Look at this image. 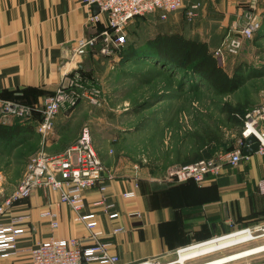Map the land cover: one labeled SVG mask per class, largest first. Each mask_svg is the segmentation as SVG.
I'll return each mask as SVG.
<instances>
[{
	"label": "crops",
	"instance_id": "1",
	"mask_svg": "<svg viewBox=\"0 0 264 264\" xmlns=\"http://www.w3.org/2000/svg\"><path fill=\"white\" fill-rule=\"evenodd\" d=\"M251 1L186 0L182 9L168 13L165 18L161 11L153 13L149 20L155 21L156 17L158 22L146 25V30L151 28L155 36L179 34L206 42L213 52L229 32L238 33L243 24V8ZM190 11L194 12L193 17L189 16ZM91 13L93 7L85 6L82 0H0V104L13 102L40 109L45 99L76 71L104 83L115 69L117 59L103 56L100 45L87 49L81 56H73L79 38L102 31L103 23L97 26L89 23ZM219 38H223L221 42ZM164 90L149 95L139 105L152 108L153 101L179 96ZM84 110L85 103L70 113L60 112L55 132L47 140L35 128L39 146L60 143ZM34 117L35 126L38 112ZM15 122L27 124L15 117L2 124L12 126ZM240 137L225 150L238 149ZM76 141L66 142L60 151ZM243 157L238 166H223L218 175L209 176L202 185L194 181L171 184L166 179L168 169L158 168L159 163L152 160H103L106 172L101 184L107 189L102 192L97 186L86 191L82 214L93 215L97 229L103 232L100 242L110 244L107 250L118 256L119 264L168 259L179 248L264 223V191L260 188L264 183V151ZM193 161L165 160L161 165H185ZM3 191L0 188V201L12 192ZM130 191H135L136 197L124 198L123 194ZM47 209L56 214L54 220L42 216ZM113 214L117 216L112 217ZM19 215L30 217L21 224L26 229L20 240L21 249L52 237H78L85 246L93 242L85 224L76 220L75 212L60 201L56 191L36 189L28 199L1 215L0 222L10 223ZM0 264L32 263L29 254L23 252L0 256Z\"/></svg>",
	"mask_w": 264,
	"mask_h": 264
},
{
	"label": "rangeland",
	"instance_id": "2",
	"mask_svg": "<svg viewBox=\"0 0 264 264\" xmlns=\"http://www.w3.org/2000/svg\"><path fill=\"white\" fill-rule=\"evenodd\" d=\"M243 9V24L238 31L254 26L255 31L250 39L243 40L242 48L236 55H225L224 61L217 58L231 76L237 73L243 78L240 88L235 93L223 96L204 88L190 93L188 90L193 80L189 78L187 79L189 83L180 86L178 74L181 72L178 73L173 64L161 62L148 55L143 59L140 57L129 59V51L125 50L126 56L124 52L113 56V60L117 59L115 69L104 83L99 84L104 93V104L98 107L85 104V110L76 116L70 129L61 137L60 143L39 146L35 137L33 141L23 139L24 141H20L21 145L17 144L11 149L0 147V188L4 190L3 192L13 191L23 179L28 161L33 156L41 152L57 153L67 144L66 142L73 143L78 140L86 126L92 130L93 145L102 162L152 160L159 163L158 168L170 169L179 164L165 166L161 165L162 162L195 160L191 162L195 163L202 159H210L219 153H226V147L233 145L238 135L242 133L245 115L254 108L264 105V0H252ZM152 15L154 14L128 24L127 47L141 53L143 48L146 49V41L156 37L151 34L154 33L151 28L146 30V25H155L158 22L156 17L155 21L149 20L153 18ZM222 39L219 38V41ZM143 42L146 44L143 45ZM215 51L216 47L213 53ZM162 90L179 96L164 101H153L152 108L150 105L146 107L139 105L141 100ZM205 129H212L220 134L221 144L213 145L214 147L202 145L198 136ZM40 137L43 138L41 135ZM261 234L264 233L255 235ZM259 246H264V236L194 258L187 264H203ZM255 256L264 257V251ZM178 257L179 254L174 252L168 259H159V264H170L177 261ZM245 260L233 263L238 264Z\"/></svg>",
	"mask_w": 264,
	"mask_h": 264
},
{
	"label": "built area",
	"instance_id": "3",
	"mask_svg": "<svg viewBox=\"0 0 264 264\" xmlns=\"http://www.w3.org/2000/svg\"><path fill=\"white\" fill-rule=\"evenodd\" d=\"M186 0H82L89 8L97 5L98 13H91L89 23L97 26L104 24V29L90 37L79 38L73 47V56L83 55L87 49L100 45V53L106 57L121 54L127 44L126 27L137 18L146 17L155 12H163L165 18L168 13L178 11L184 7ZM193 17L194 12L190 11ZM256 27L243 28L238 33L231 32L216 49L214 55L222 61L225 55H236L240 52L244 39H250ZM97 80L84 76L81 72H74L58 87L54 95L45 99L40 109H33L25 104L2 102L0 104V123H8L11 117L24 122H32L34 114L38 112L41 120L37 123V132L44 140L55 132V120L60 112L70 113L80 104H90L98 107L105 102L104 93ZM256 138L260 144L259 151H264V105L249 111L244 117V129L238 141V149L226 152L216 158L202 159L195 163L176 165L168 169L166 179L171 184L188 181L202 185L209 176H216L225 165L238 166L243 157V148L247 146L246 139ZM106 168L93 145L92 130L89 126L82 129L78 140L62 152L50 154L41 152L33 156L27 164L23 179L16 188L0 201V216L22 200L28 199L36 189L44 188L60 194V201L68 204L76 214V220L83 222L90 231L92 244L85 246L81 238L69 239L50 238L37 243L27 249L19 247L26 229L21 225L27 223L29 215H19L10 223L0 222V256L6 257L26 252L32 264H119L118 256L110 255L107 248L110 244L100 242L103 232L97 229V222L93 215H84L86 191L100 187L102 192L107 186L102 185V177ZM111 178V177H109ZM101 184V185H99ZM264 191V183L260 184ZM126 199L135 198V191L123 194ZM43 217L52 220L56 214L50 209L42 212ZM112 217L117 215L113 214ZM53 223V227H57ZM248 232L254 239L264 236V223H257L223 235ZM215 237L211 240L221 238ZM253 239V240H254ZM208 240V241H211ZM205 241V242H208ZM204 243V242H202ZM201 244V243H200ZM197 245V244H196ZM194 246V245H193ZM189 247V246H188ZM184 247V248H188ZM184 248H179V254ZM261 251L251 253L229 262L245 261L238 264H264V257L255 256ZM252 258H249L251 257ZM255 256V257H254ZM249 258V259H248ZM139 264H159V259H151Z\"/></svg>",
	"mask_w": 264,
	"mask_h": 264
},
{
	"label": "trees",
	"instance_id": "4",
	"mask_svg": "<svg viewBox=\"0 0 264 264\" xmlns=\"http://www.w3.org/2000/svg\"><path fill=\"white\" fill-rule=\"evenodd\" d=\"M138 19V18H137ZM141 19V18H140ZM105 26L101 27L103 30ZM100 32V31H99ZM129 38L127 37V43ZM130 45V43H129ZM128 44H126V47ZM124 48L122 53L129 51V59L144 56H154L161 62L166 61L173 64L180 73V86L186 84L189 80H193L188 92L195 93L199 88L214 91L219 95L228 96L235 93L241 86L243 78L235 73L231 76L221 65L219 60L211 51L208 43L187 39L182 35H163L158 34L154 39L148 40L146 49L143 48L141 53L136 52L134 48ZM124 52L125 54H127ZM137 53V54H136ZM138 60V59H137ZM84 76L94 77L82 73ZM174 77V76H173ZM189 83V82H188ZM187 86V85H186ZM35 119V117H34ZM33 119V120H34ZM41 120V115L38 113V119L35 126L32 122L21 124L15 122L12 126L0 123V147L12 148L13 146L21 145L23 139L29 140L35 137L37 130V123ZM36 128V130H35ZM241 133L238 135L240 136ZM200 143L204 146L221 144L220 134L212 129H205L201 135L198 136ZM24 141V140H23ZM217 148V147H216ZM232 148V147H231ZM228 148L226 152H229Z\"/></svg>",
	"mask_w": 264,
	"mask_h": 264
},
{
	"label": "bare ground",
	"instance_id": "5",
	"mask_svg": "<svg viewBox=\"0 0 264 264\" xmlns=\"http://www.w3.org/2000/svg\"><path fill=\"white\" fill-rule=\"evenodd\" d=\"M254 237L248 233V232H242V233H236V234H230L227 236H223L221 238H217L208 242H204L197 245H191L188 248H184L179 252V257L177 261L172 262L170 264H187L188 261L206 256L212 253H216L218 251H221L223 249L232 248V246H237L242 243L249 242L253 240ZM264 250V246L255 247L252 249H245L240 252L232 253L231 255L224 256L221 258H217L208 262H205L203 264H221L225 262H229L231 260L237 259L239 257L255 253L257 251Z\"/></svg>",
	"mask_w": 264,
	"mask_h": 264
},
{
	"label": "water",
	"instance_id": "6",
	"mask_svg": "<svg viewBox=\"0 0 264 264\" xmlns=\"http://www.w3.org/2000/svg\"><path fill=\"white\" fill-rule=\"evenodd\" d=\"M94 12L98 13L99 12V8L97 5L93 6ZM246 144L247 146L243 148V154L245 156H248L249 154H253L255 152L259 151L260 148V144L259 142L256 140L255 137L250 136L249 138L246 139Z\"/></svg>",
	"mask_w": 264,
	"mask_h": 264
}]
</instances>
